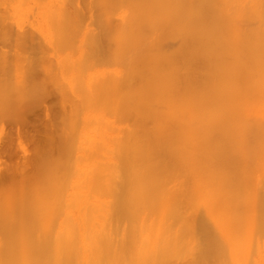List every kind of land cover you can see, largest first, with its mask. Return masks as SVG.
<instances>
[{
  "label": "bare ground",
  "instance_id": "6f19581e",
  "mask_svg": "<svg viewBox=\"0 0 264 264\" xmlns=\"http://www.w3.org/2000/svg\"><path fill=\"white\" fill-rule=\"evenodd\" d=\"M0 44V115L58 107L0 264H264V0H0Z\"/></svg>",
  "mask_w": 264,
  "mask_h": 264
},
{
  "label": "rangeland",
  "instance_id": "374dc122",
  "mask_svg": "<svg viewBox=\"0 0 264 264\" xmlns=\"http://www.w3.org/2000/svg\"><path fill=\"white\" fill-rule=\"evenodd\" d=\"M0 47H4L3 44L2 45L0 44ZM55 97H53V94H51L50 96H47V98H45V100L43 102L32 107V109L30 108L31 110L29 109L28 110L29 112L24 111L23 109H22V111L18 110L19 112H21V114H20L21 117H17L18 115L15 116L17 118V120L12 119V118H14V115H12V118L9 116H8L9 118H7V112L6 111H5L6 113H1L0 116H2V117H0L1 118L0 121L2 123H0V125H1L0 126V140H1L0 141L1 142L0 143V168H1L0 174H4L7 171V168L8 167L10 168V166H12L13 164L14 165L15 164L16 165H19V164L23 165L24 163L29 161L33 156V152H35L34 154H36V150L39 147H43V148L48 147L47 146L49 143L48 126H50L48 123H50L51 114H53V113L55 114L58 112V110H56V109H58V107L56 106ZM47 108H49L51 110V111L49 110L50 114H49ZM23 112H24V114H22ZM9 115H10V113H9ZM5 117H6V119H5ZM10 133H11V135H10ZM7 139H8V141H6ZM42 141H44V142H42ZM29 143H30V145H29ZM21 145H22V147H21ZM32 159H34V158H32ZM30 162H31V160H30ZM9 164H10V166H9ZM27 164H25V166ZM30 166H32V165H30Z\"/></svg>",
  "mask_w": 264,
  "mask_h": 264
}]
</instances>
